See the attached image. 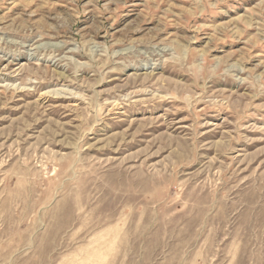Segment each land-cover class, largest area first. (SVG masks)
<instances>
[{
  "label": "rangeland",
  "instance_id": "obj_1",
  "mask_svg": "<svg viewBox=\"0 0 264 264\" xmlns=\"http://www.w3.org/2000/svg\"><path fill=\"white\" fill-rule=\"evenodd\" d=\"M0 264H264V0H0Z\"/></svg>",
  "mask_w": 264,
  "mask_h": 264
}]
</instances>
